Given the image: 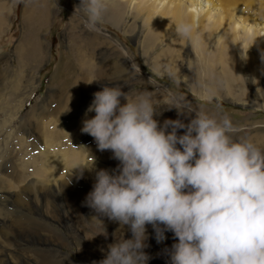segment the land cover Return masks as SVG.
Instances as JSON below:
<instances>
[{
	"label": "rangeland",
	"instance_id": "obj_1",
	"mask_svg": "<svg viewBox=\"0 0 264 264\" xmlns=\"http://www.w3.org/2000/svg\"><path fill=\"white\" fill-rule=\"evenodd\" d=\"M180 1L195 5L109 0L105 21L88 30L79 0H0V264H98L115 242L119 223L86 196L95 172L119 161L81 131L105 84L151 92L161 123L178 118L172 103L189 104L229 115L237 135L264 145V0H213L203 24L161 17ZM178 22L193 26L191 40ZM147 230L148 264H169L173 233L157 243Z\"/></svg>",
	"mask_w": 264,
	"mask_h": 264
},
{
	"label": "clouds",
	"instance_id": "obj_2",
	"mask_svg": "<svg viewBox=\"0 0 264 264\" xmlns=\"http://www.w3.org/2000/svg\"><path fill=\"white\" fill-rule=\"evenodd\" d=\"M109 8V0H79L74 13L93 30ZM175 31L191 40L193 26L178 22ZM125 86L94 92L81 128L119 161L95 172L86 196L91 208L120 225L98 264H148V225L157 243L167 231L176 238L169 264H264V145L237 135L229 115L189 104L172 103L178 118L161 123L152 93Z\"/></svg>",
	"mask_w": 264,
	"mask_h": 264
},
{
	"label": "bare ground",
	"instance_id": "obj_3",
	"mask_svg": "<svg viewBox=\"0 0 264 264\" xmlns=\"http://www.w3.org/2000/svg\"><path fill=\"white\" fill-rule=\"evenodd\" d=\"M192 1L195 2V5H199L200 4V9L199 10L198 9H195V8H198V7L193 8V6H195V5H193L191 3V1H187V4L185 2L180 1L179 3H177V5H178L177 6L178 12H177V8H176L175 10H173L171 12V15H170V13H168L166 16H164L162 10L161 11H158V9H157V11L160 12L161 14H163L161 17L164 18V19L180 20L181 19L180 17L181 16H184V17H186L184 19L189 20L191 23H194V25H196V23H198V24L202 23L203 24L204 21H212L213 12L211 11L210 8H211V5H215V2L213 0H210V2H208L206 0H204L203 2L201 0H192ZM147 2L150 5H154L152 3H155V0H147ZM202 5H203V7H201ZM41 6L44 9V5H41ZM205 6H208L206 9L209 10V11H207L206 9L205 10L203 9V8H205ZM37 9H38V7H37ZM182 9H187V11H189L190 14L188 16H185L186 14L183 13V10ZM33 13H34V11L30 15L33 16ZM36 15H37V13H36ZM39 15H40V13H39ZM34 19H35L34 17L31 19V21L33 22L32 28L34 27V29H31L32 30V33L33 32L36 33L37 32V29H38L37 27H39V26H35L36 24L33 21ZM28 21H30V20H28ZM167 22H169V21H167ZM260 23L262 24V21H260ZM233 78L236 80L238 78V76H235ZM50 83L53 86V84H54L53 80ZM52 86L49 85V88L52 87ZM212 86H213V89H214L215 85H212Z\"/></svg>",
	"mask_w": 264,
	"mask_h": 264
}]
</instances>
